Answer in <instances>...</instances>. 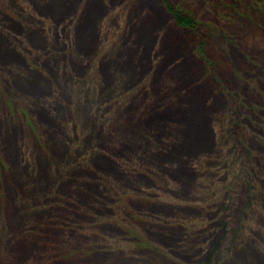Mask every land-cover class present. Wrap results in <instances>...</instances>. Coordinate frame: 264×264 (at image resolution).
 Masks as SVG:
<instances>
[{
    "label": "rangeland",
    "instance_id": "obj_1",
    "mask_svg": "<svg viewBox=\"0 0 264 264\" xmlns=\"http://www.w3.org/2000/svg\"><path fill=\"white\" fill-rule=\"evenodd\" d=\"M0 264H264V0H0Z\"/></svg>",
    "mask_w": 264,
    "mask_h": 264
},
{
    "label": "trees",
    "instance_id": "obj_2",
    "mask_svg": "<svg viewBox=\"0 0 264 264\" xmlns=\"http://www.w3.org/2000/svg\"><path fill=\"white\" fill-rule=\"evenodd\" d=\"M177 21L182 25H189L191 27H196V20L189 18L185 14H183L180 10L172 9Z\"/></svg>",
    "mask_w": 264,
    "mask_h": 264
}]
</instances>
